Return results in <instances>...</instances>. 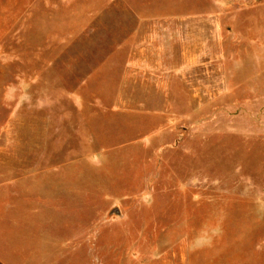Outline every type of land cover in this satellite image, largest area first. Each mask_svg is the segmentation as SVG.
Masks as SVG:
<instances>
[{
    "label": "rangeland",
    "instance_id": "rangeland-1",
    "mask_svg": "<svg viewBox=\"0 0 264 264\" xmlns=\"http://www.w3.org/2000/svg\"><path fill=\"white\" fill-rule=\"evenodd\" d=\"M180 34L214 49L147 74L173 103H123L134 41ZM21 158L103 186V264H264V0H0V160Z\"/></svg>",
    "mask_w": 264,
    "mask_h": 264
},
{
    "label": "crops",
    "instance_id": "crops-1",
    "mask_svg": "<svg viewBox=\"0 0 264 264\" xmlns=\"http://www.w3.org/2000/svg\"><path fill=\"white\" fill-rule=\"evenodd\" d=\"M147 37L136 39L128 55L127 89L131 93L121 100L130 105L173 103L169 86L160 77L149 82L147 74L178 71L182 78L190 68L195 71L214 46L206 50L203 44L190 46L180 34L178 40L169 39L170 50L149 49ZM163 41L168 44L167 39ZM71 165L70 160H0L1 264H103L93 258L103 244V186L100 194L95 190L88 195V184L73 177ZM75 183L79 184L74 188ZM20 233L33 236L35 247L19 249L16 237Z\"/></svg>",
    "mask_w": 264,
    "mask_h": 264
},
{
    "label": "water",
    "instance_id": "water-1",
    "mask_svg": "<svg viewBox=\"0 0 264 264\" xmlns=\"http://www.w3.org/2000/svg\"><path fill=\"white\" fill-rule=\"evenodd\" d=\"M112 212H113L114 214H119V210H118V208H114Z\"/></svg>",
    "mask_w": 264,
    "mask_h": 264
}]
</instances>
